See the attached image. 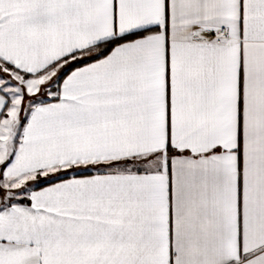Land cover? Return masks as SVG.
Returning <instances> with one entry per match:
<instances>
[{
  "label": "snow or ice",
  "instance_id": "6c2138e0",
  "mask_svg": "<svg viewBox=\"0 0 264 264\" xmlns=\"http://www.w3.org/2000/svg\"><path fill=\"white\" fill-rule=\"evenodd\" d=\"M0 264H264V0H0Z\"/></svg>",
  "mask_w": 264,
  "mask_h": 264
}]
</instances>
